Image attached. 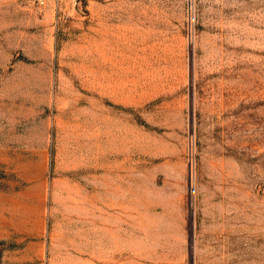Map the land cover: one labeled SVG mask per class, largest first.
I'll return each instance as SVG.
<instances>
[{
	"label": "rangeland",
	"instance_id": "obj_1",
	"mask_svg": "<svg viewBox=\"0 0 264 264\" xmlns=\"http://www.w3.org/2000/svg\"><path fill=\"white\" fill-rule=\"evenodd\" d=\"M0 264H264V0H0Z\"/></svg>",
	"mask_w": 264,
	"mask_h": 264
},
{
	"label": "built area",
	"instance_id": "obj_2",
	"mask_svg": "<svg viewBox=\"0 0 264 264\" xmlns=\"http://www.w3.org/2000/svg\"><path fill=\"white\" fill-rule=\"evenodd\" d=\"M38 4H43L45 0H35Z\"/></svg>",
	"mask_w": 264,
	"mask_h": 264
}]
</instances>
